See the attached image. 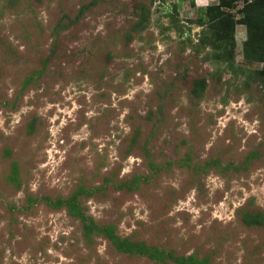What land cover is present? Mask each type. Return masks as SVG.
<instances>
[{"label":"rangeland","instance_id":"rangeland-1","mask_svg":"<svg viewBox=\"0 0 264 264\" xmlns=\"http://www.w3.org/2000/svg\"><path fill=\"white\" fill-rule=\"evenodd\" d=\"M178 2L0 0V264H264V44Z\"/></svg>","mask_w":264,"mask_h":264},{"label":"trees","instance_id":"trees-1","mask_svg":"<svg viewBox=\"0 0 264 264\" xmlns=\"http://www.w3.org/2000/svg\"><path fill=\"white\" fill-rule=\"evenodd\" d=\"M179 1L182 2L186 0H179ZM225 1L229 3V7H230V2H233L234 0H221V3L225 5ZM180 2H178V4L175 5V9L179 8ZM242 13H246L245 18L243 19L242 22L248 28L249 42L247 43V47L249 46L251 49L252 47L259 46L261 43L264 44V0H245V7ZM256 58L259 61H261L264 65V53H262L260 57L257 56L253 59H256ZM260 80H261L262 88L264 90V69L261 72ZM119 186L121 185L117 184V188H119ZM74 200H75V197L73 194H71L70 203L68 204L70 209L71 208L74 209L73 204H71V201H74ZM82 220H83L82 223L85 224L86 230L88 231V233H91L94 231L95 232L105 231V233H107V230L112 228V227L110 228L99 227V225H96L88 216L86 218L83 216Z\"/></svg>","mask_w":264,"mask_h":264}]
</instances>
